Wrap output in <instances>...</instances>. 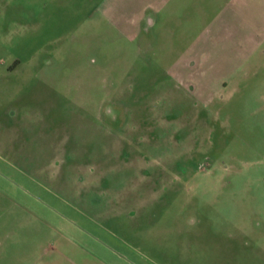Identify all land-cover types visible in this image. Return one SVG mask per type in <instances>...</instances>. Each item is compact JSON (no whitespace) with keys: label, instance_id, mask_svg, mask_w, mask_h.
<instances>
[{"label":"rangeland","instance_id":"rangeland-1","mask_svg":"<svg viewBox=\"0 0 264 264\" xmlns=\"http://www.w3.org/2000/svg\"><path fill=\"white\" fill-rule=\"evenodd\" d=\"M240 2L174 0L147 50L115 22L162 0H0V264H264V0Z\"/></svg>","mask_w":264,"mask_h":264},{"label":"crops","instance_id":"crops-1","mask_svg":"<svg viewBox=\"0 0 264 264\" xmlns=\"http://www.w3.org/2000/svg\"><path fill=\"white\" fill-rule=\"evenodd\" d=\"M173 1L174 0H162V5L160 6V8H156V7H153L151 5H146V6L140 7L137 9L136 16L130 17L129 14H126L124 17V15H122L123 18H122L121 23L115 22V25L117 28L119 27L118 28L119 30L123 31L124 35H126V37H128V40H130L132 42L138 41L140 38V29L145 26L147 29L146 35L148 36L149 34H152L153 30H154V26L157 23L159 14L160 13L162 14V12ZM222 3L225 5V8H226L225 12L223 11L224 14L222 12L223 18L221 19L222 23L225 25V23L227 24V22L229 21V12H230L231 8L234 7L236 4L237 5L235 7H240L242 4H241L240 0H222ZM218 8H220V7L218 6ZM111 10L112 9H110V11ZM111 13L112 14H119V15L122 14V13H120V11H117V9L116 10L114 9V12L112 10ZM125 23L129 25L128 26L129 29H127L128 27L125 26ZM145 42H146V44H145L146 47H148L146 49L149 50L151 47L152 41L150 42L148 37H147V41H145ZM194 65H195V62L191 61L190 66L193 67ZM183 70L185 71V69H183Z\"/></svg>","mask_w":264,"mask_h":264},{"label":"flooded vegetation","instance_id":"flooded-vegetation-1","mask_svg":"<svg viewBox=\"0 0 264 264\" xmlns=\"http://www.w3.org/2000/svg\"><path fill=\"white\" fill-rule=\"evenodd\" d=\"M111 11H109V13H111ZM125 26L128 27L129 25L125 23ZM127 29H129V27ZM121 33H123V31H121ZM146 33H147V29L144 26V27H142L140 29V38H139V40L142 39L143 42L147 41ZM180 68L182 69V65H180ZM107 97H109V98L105 97L106 100H104V102L102 101V104H101V106H102V116L104 118H106V122L108 124H111V125L112 124H118L119 125V123L121 122V118L123 116L124 109H122L119 106V104H118L116 99H114L113 97H110V96H107Z\"/></svg>","mask_w":264,"mask_h":264}]
</instances>
